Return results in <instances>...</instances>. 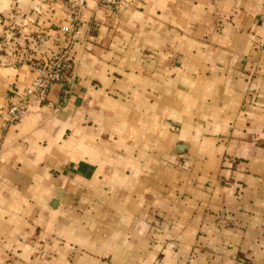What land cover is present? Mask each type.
Masks as SVG:
<instances>
[{"label":"crops","instance_id":"1","mask_svg":"<svg viewBox=\"0 0 264 264\" xmlns=\"http://www.w3.org/2000/svg\"><path fill=\"white\" fill-rule=\"evenodd\" d=\"M66 1L0 0V264H264V0H86L67 99L2 129Z\"/></svg>","mask_w":264,"mask_h":264},{"label":"built area","instance_id":"2","mask_svg":"<svg viewBox=\"0 0 264 264\" xmlns=\"http://www.w3.org/2000/svg\"><path fill=\"white\" fill-rule=\"evenodd\" d=\"M86 0H67L66 8L69 21L60 25L59 30L64 38V45L58 51L46 57L33 56L31 51L24 50L18 53L17 62L28 65L33 72L31 81L26 85L22 95L10 98L6 108V117L2 124L5 129L9 124L22 119L28 112L31 101L46 104L58 110L65 102L70 91L71 71L74 64V47L79 42L82 27V15ZM103 3L117 10L122 0H102ZM45 38L44 33L36 36L37 41ZM61 86V99L54 102L49 99L51 85Z\"/></svg>","mask_w":264,"mask_h":264},{"label":"water","instance_id":"3","mask_svg":"<svg viewBox=\"0 0 264 264\" xmlns=\"http://www.w3.org/2000/svg\"><path fill=\"white\" fill-rule=\"evenodd\" d=\"M51 86H52V85H51ZM50 90H51V88H50ZM48 97H49V99L52 100V101H55V100H56L55 98H53V97L51 96V91H49V95H48Z\"/></svg>","mask_w":264,"mask_h":264}]
</instances>
